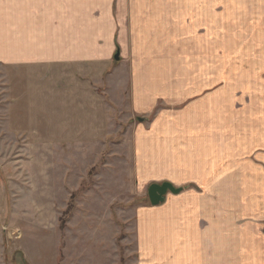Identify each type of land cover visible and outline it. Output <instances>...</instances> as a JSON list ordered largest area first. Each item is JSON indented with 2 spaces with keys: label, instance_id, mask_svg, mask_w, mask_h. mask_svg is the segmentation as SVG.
Masks as SVG:
<instances>
[{
  "label": "crops",
  "instance_id": "crops-1",
  "mask_svg": "<svg viewBox=\"0 0 264 264\" xmlns=\"http://www.w3.org/2000/svg\"><path fill=\"white\" fill-rule=\"evenodd\" d=\"M241 55L264 70V0H0L1 67L86 78L95 93L79 85L68 113H113L107 86L123 82L138 182L197 187L146 209L142 264H264V104L228 116L227 79L210 73L211 56ZM15 233L0 229V264H30L8 250Z\"/></svg>",
  "mask_w": 264,
  "mask_h": 264
},
{
  "label": "rangeland",
  "instance_id": "rangeland-1",
  "mask_svg": "<svg viewBox=\"0 0 264 264\" xmlns=\"http://www.w3.org/2000/svg\"><path fill=\"white\" fill-rule=\"evenodd\" d=\"M239 57V65L209 59L212 78L227 79L228 116L247 111L250 99L264 104V70ZM108 72L114 74L106 71L104 81ZM94 84L106 91L100 81ZM79 85L95 93L73 71L0 66V229L5 237L20 232L17 240L8 238V250L21 247L30 264H142L140 222L151 206L149 184L135 173L132 126L138 119L127 113L123 82L107 86L113 113L100 103L105 113L63 111ZM190 250L192 243L184 242L183 257Z\"/></svg>",
  "mask_w": 264,
  "mask_h": 264
},
{
  "label": "water",
  "instance_id": "water-1",
  "mask_svg": "<svg viewBox=\"0 0 264 264\" xmlns=\"http://www.w3.org/2000/svg\"><path fill=\"white\" fill-rule=\"evenodd\" d=\"M118 53L115 54L114 59L115 61H118ZM139 121H142L139 119ZM182 189L181 188H175L170 183L164 182L161 184H151L149 185L147 189V196L149 203L151 206L155 207L160 204L164 203L165 196L168 193H172L174 195L178 194Z\"/></svg>",
  "mask_w": 264,
  "mask_h": 264
},
{
  "label": "trees",
  "instance_id": "trees-1",
  "mask_svg": "<svg viewBox=\"0 0 264 264\" xmlns=\"http://www.w3.org/2000/svg\"><path fill=\"white\" fill-rule=\"evenodd\" d=\"M191 187V186H190ZM186 188V187H185ZM182 190H185V189H182ZM72 200V199H71ZM71 208H72V205H68L67 206V210L70 212V210H71ZM63 216H62V218L60 219V223H59V229L60 230H63L65 227L64 226H66L65 225V222H66V218H65V216H66V211H64L63 212V214H62Z\"/></svg>",
  "mask_w": 264,
  "mask_h": 264
},
{
  "label": "built area",
  "instance_id": "built-area-1",
  "mask_svg": "<svg viewBox=\"0 0 264 264\" xmlns=\"http://www.w3.org/2000/svg\"><path fill=\"white\" fill-rule=\"evenodd\" d=\"M19 236V233H15V237L17 238Z\"/></svg>",
  "mask_w": 264,
  "mask_h": 264
}]
</instances>
